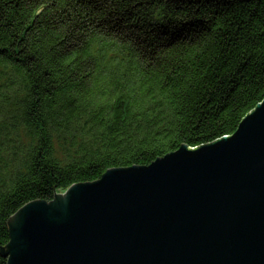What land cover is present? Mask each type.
<instances>
[{"label": "trees", "instance_id": "16d2710c", "mask_svg": "<svg viewBox=\"0 0 264 264\" xmlns=\"http://www.w3.org/2000/svg\"><path fill=\"white\" fill-rule=\"evenodd\" d=\"M263 99L264 0H0V264L27 202L230 136Z\"/></svg>", "mask_w": 264, "mask_h": 264}, {"label": "water", "instance_id": "95a60500", "mask_svg": "<svg viewBox=\"0 0 264 264\" xmlns=\"http://www.w3.org/2000/svg\"><path fill=\"white\" fill-rule=\"evenodd\" d=\"M6 264H264V99L230 136L21 206Z\"/></svg>", "mask_w": 264, "mask_h": 264}]
</instances>
